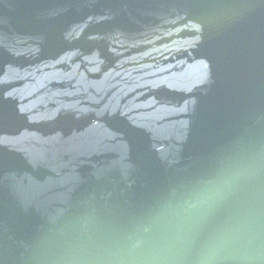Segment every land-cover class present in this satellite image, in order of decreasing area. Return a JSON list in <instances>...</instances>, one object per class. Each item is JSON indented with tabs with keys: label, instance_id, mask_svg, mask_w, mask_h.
<instances>
[{
	"label": "water",
	"instance_id": "obj_1",
	"mask_svg": "<svg viewBox=\"0 0 264 264\" xmlns=\"http://www.w3.org/2000/svg\"><path fill=\"white\" fill-rule=\"evenodd\" d=\"M0 264H264V0H0Z\"/></svg>",
	"mask_w": 264,
	"mask_h": 264
}]
</instances>
